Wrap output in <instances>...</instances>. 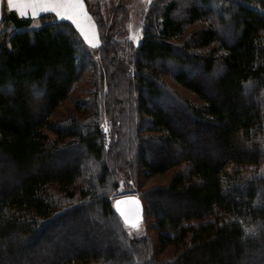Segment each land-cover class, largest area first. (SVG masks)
Segmentation results:
<instances>
[{"label":"trees","instance_id":"trees-1","mask_svg":"<svg viewBox=\"0 0 264 264\" xmlns=\"http://www.w3.org/2000/svg\"><path fill=\"white\" fill-rule=\"evenodd\" d=\"M126 9L118 4L106 27L93 12L100 39L95 47L51 12L39 16L36 28L9 31L8 17L18 20L3 11L0 264H264V0H153L137 42L127 37ZM199 21V28L184 34ZM90 62L100 68L99 85L105 89L98 104L92 98L94 114L102 110L119 120L121 129L134 127V155L131 147L119 149L118 140L103 148L98 123L70 120L64 126L51 118ZM197 69L207 85L191 74ZM163 74L202 102L172 92L169 98ZM164 97L166 106L153 104ZM177 114L200 130L175 125ZM136 120L159 134L144 135ZM71 150L97 162L95 169L82 167L78 158L56 169L46 166ZM139 165L147 175L175 167L166 186L142 195L160 249L182 246L171 260L154 257L149 236L130 237L108 197L107 188L135 177ZM7 168L15 172L9 187L2 179ZM76 194L80 200L70 204L67 198ZM169 204L176 209H166ZM87 208L112 219L129 250L120 261L116 248L72 244L64 251L54 246L42 259L33 256L39 262L22 257L35 237L42 234L51 242L54 223L67 228ZM245 228L256 231L241 240Z\"/></svg>","mask_w":264,"mask_h":264},{"label":"rangeland","instance_id":"rangeland-1","mask_svg":"<svg viewBox=\"0 0 264 264\" xmlns=\"http://www.w3.org/2000/svg\"><path fill=\"white\" fill-rule=\"evenodd\" d=\"M153 1V0H151ZM124 5L129 13L128 22H127V29L128 34L127 37L132 39V36H138L139 40L142 36V27L144 22V13L147 9V6L149 4L148 0H90L88 2V10L92 16V26L95 31V37L96 40L94 42V45H89L87 41L84 40L85 44L89 47H95L100 44L99 34L98 30L96 29V20L94 18L93 12H99V14L102 16L103 23L106 26L110 24L111 21V12L112 10L118 5ZM202 21L196 22L189 27L186 28V31L184 34L189 33L191 30L195 28H199L202 25ZM87 25L88 23L85 22ZM77 29V28H76ZM92 29H90L91 34ZM82 35V34H81ZM83 37V35H82ZM130 39V40H131ZM133 40V39H132ZM138 40V41H139ZM137 42L136 40H133ZM93 63H89L86 69L84 70L83 74L80 76V78L73 84V87L70 89L68 96L66 99H64L60 105L56 108L55 112L51 115L52 120H55L57 123L67 126L69 125L70 120H76L80 125H84L88 123L89 121L94 122V124H99L102 120L109 119L113 123V136L110 142H116L118 144V148L121 149L123 152H127L129 147L133 149V152H131L133 155L136 153V147L134 144L136 143L135 140L132 138V133L134 132V127H126L123 126L121 129V122L118 120L117 122H114L108 115L101 112L102 110L97 109V114H94L96 109L93 106L92 98H96V103L101 101V93L105 91V89H101L100 79L99 77V71L95 70L94 66H92ZM169 66V64H168ZM199 70L192 71L191 74H198ZM203 77V84L207 85V78L204 75H199ZM161 78L165 81V85L170 89L168 91V97L172 96L169 95L170 92L178 94L181 98L187 99L194 104H200L202 101L200 98L196 96V94L187 89L186 87L182 86L178 82H176L171 76L169 75H162ZM169 97V98H170ZM86 99V100H85ZM167 98H163L162 100H153V104L157 106L164 107L170 102L166 100ZM167 101V102H163ZM177 118L174 123L175 125H183L187 129V126L190 127L193 131L197 132L200 129H196V126H191L187 122V124L184 122L187 120V118L181 116V115H175ZM138 116L136 117V119ZM137 126L135 128H138L141 133L144 135H158L159 133L154 131L145 130V126L143 123H139V120L135 121V125ZM126 125V124H125ZM98 126V125H97ZM91 127L89 126H80L78 130L86 131L87 128ZM119 129L117 132L115 129ZM191 130V131H192ZM202 130V129H201ZM45 131L49 134V136H53L54 133L50 130L45 129ZM192 131V132H193ZM204 132V130L202 131ZM187 136L189 137V132L186 131ZM121 135V136H120ZM118 136L120 139H118ZM110 147V146H109ZM108 147V148H109ZM187 152H191L194 154V151L191 149H187ZM75 158H78L82 162V167H84L86 164L90 166L92 170L95 169L97 162L94 164V160L88 161V158L85 154L82 152H79L77 150H71L69 152H65L63 155H60L59 157L53 159L52 161H47L46 166L50 169H56L61 166H63L66 163H69L70 161H73ZM93 163V164H92ZM140 167V165H139ZM175 170V167H172L168 170H166L163 173H157L153 175H147L145 174L144 168L140 167L137 174H135V177H132L131 179H128L126 182L123 180H120V183L114 187L113 189H110V187L107 188L108 197L113 203L114 199L120 195H126V194H135L140 197L143 206V193L145 191H148L149 189L156 188V187H162L166 186L168 184L169 178ZM4 182L3 185H7V187L12 186L15 184V172H13L12 169H6L4 176H2ZM85 177V176H84ZM125 177V176H124ZM85 179H87L85 177ZM125 179V178H124ZM83 178L80 179L82 181ZM87 181V180H86ZM109 183V180H108ZM79 185V182L77 183ZM85 189V188H84ZM100 191V190H99ZM102 193V191H101ZM78 194L74 195V197L67 198V201L69 203H75L79 201ZM153 200L152 199H148ZM149 204V202H148ZM161 205H163V202H160ZM166 209L168 210H175L176 207H173L172 204H169V206L166 205ZM102 216L99 214V210H97L94 214L91 210L88 208L84 210L82 213L77 215V218L75 219L74 223L69 225L67 228H64L62 226L57 225L54 223L51 228L55 231L57 230L56 235L53 237V240L49 243H46V238L44 235H39L38 237H35V240L29 245V247H26L23 251H25L22 255V257L28 256L29 261H37L39 262L43 256L50 254L51 251H53L54 246H58L60 248V251H64L65 249H68L70 246L73 245L74 248H81V247H88L92 249H97L99 251H103L107 248H116L118 259L123 258L125 254L124 250H128L125 246L121 244L119 241V238L117 237L115 228L113 226V221L111 218H101ZM123 223V226L127 232V234L130 237H139L142 235H147L150 237L151 245L153 247L154 251V257L157 260L160 259H168L171 260L173 257L178 253V251L181 249L180 244H169L165 247H162L160 249L159 243H158V231L154 225V218L149 214L148 209H145V206L143 208L142 212V218L136 223L138 226H133L132 224ZM17 240V238H12V240ZM44 248H47L48 251H43ZM123 252V253H122ZM129 252V250H128ZM36 258L34 261V257ZM24 259V258H23ZM22 259V260H23ZM21 261V260H20ZM19 264H23L22 261Z\"/></svg>","mask_w":264,"mask_h":264},{"label":"snow or ice","instance_id":"snow-or-ice-1","mask_svg":"<svg viewBox=\"0 0 264 264\" xmlns=\"http://www.w3.org/2000/svg\"><path fill=\"white\" fill-rule=\"evenodd\" d=\"M148 2L150 3L151 0H148ZM8 6L12 9H32L31 14L33 16H36L38 11H47L51 9L58 17H67L69 20L73 21L75 27L83 35L84 40L87 41L89 45H94L96 40L95 31L91 24V18L85 8L84 0H8ZM21 14L27 13L26 11H22ZM85 21H88L89 23L86 25ZM90 29H92L91 34ZM132 39L138 41L139 37L132 36ZM261 172L264 173V169H261ZM124 199L127 200L129 198L125 197ZM122 202V200L115 201V206L120 215L124 217L126 223L138 226L136 221L131 220L125 210L121 207ZM136 203L139 204L138 201H136ZM137 219H139L138 212ZM255 231V228H245V235L241 237V240L246 239L249 234H254Z\"/></svg>","mask_w":264,"mask_h":264},{"label":"crops","instance_id":"crops-1","mask_svg":"<svg viewBox=\"0 0 264 264\" xmlns=\"http://www.w3.org/2000/svg\"><path fill=\"white\" fill-rule=\"evenodd\" d=\"M89 1L90 0H84V3H85V8H86L91 20H92L93 18H92L91 14L88 10V2ZM3 11H5L7 13V15L13 14L15 19L18 20V24H17L13 20V17H10V16L8 17L6 26L9 29V31L17 30V29L21 30V29H27V28H36L39 25V21H38L39 16L41 14L47 13V12H51L55 15L56 18H58L60 20L69 21L70 23H72L74 25L73 21L69 20L67 17H58L57 14L54 11H52L51 9H49L47 11H38L37 15L33 16L31 14L32 9H26V10H22L20 8L12 9L8 6V0H0V28H1V19H2V15H3ZM22 11H26L27 14H21ZM85 22L89 23L88 21H85ZM77 31L79 32L78 29H77ZM79 34L81 35L80 32H79ZM81 37H82V35H81ZM82 39H83V37H82Z\"/></svg>","mask_w":264,"mask_h":264},{"label":"water","instance_id":"water-1","mask_svg":"<svg viewBox=\"0 0 264 264\" xmlns=\"http://www.w3.org/2000/svg\"><path fill=\"white\" fill-rule=\"evenodd\" d=\"M127 197L129 199L125 200L124 198ZM116 200H122V204L121 207L125 210V212L128 214L129 218L131 220H135L136 223L142 218V212H143V204L142 201L140 199L139 196L135 195V194H126V195H121L118 196L114 199L113 201V209L114 211L118 214V216L120 217V219L124 222V217H122L119 213V211L117 210L116 206H115V201ZM136 201L139 202V204L136 203ZM137 212L139 213V219H137Z\"/></svg>","mask_w":264,"mask_h":264},{"label":"built area","instance_id":"built-area-1","mask_svg":"<svg viewBox=\"0 0 264 264\" xmlns=\"http://www.w3.org/2000/svg\"><path fill=\"white\" fill-rule=\"evenodd\" d=\"M98 132L103 148H108L113 136V125L109 119L102 120L98 125Z\"/></svg>","mask_w":264,"mask_h":264}]
</instances>
